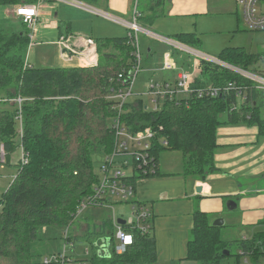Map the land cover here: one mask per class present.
<instances>
[{"label": "trees", "instance_id": "16d2710c", "mask_svg": "<svg viewBox=\"0 0 264 264\" xmlns=\"http://www.w3.org/2000/svg\"><path fill=\"white\" fill-rule=\"evenodd\" d=\"M36 1L0 0V5ZM146 1L152 15H143L139 0L141 26L151 22L162 2ZM21 24L19 31L0 29V96L23 99L21 107L4 101L16 106L12 115L0 111V118L7 120L5 127L0 126L6 134L0 141L4 152L0 163L11 162L17 136L27 159L23 162L19 158L14 180L0 197V264H39L31 253V244L39 239V229L49 225L67 227L73 222L78 204L93 193L99 181L93 169L92 152L108 155L116 146L113 122L118 115L130 132L145 127L155 132L149 149L155 167L150 171L148 166L145 172L135 168L126 177L134 189L139 179L158 174V155L163 149L183 155L185 175L205 176L213 172L216 129L222 123L219 116L223 113L228 123L252 121L261 128L264 126L255 111L257 106L252 107L258 99L264 103V92L251 88L250 82L235 71L205 62L200 66L197 85L226 86L231 82L246 87L241 95L231 89L211 98L191 95L180 102L164 99L159 110H152L142 99L127 100L119 113L116 100L110 99V95L124 84L119 75L126 77L132 72L135 49L129 35L96 38L95 66L37 68L28 66L26 61L27 30L22 21ZM172 39L191 48L196 47L198 40L193 33H180ZM218 58L246 69L253 57L239 48H227ZM13 84L15 95L6 89ZM19 111L22 131L16 128ZM102 224L101 230L90 231L83 239L94 248L105 238V231L114 229L113 221L104 220ZM150 230L145 235L135 233L133 245L123 254H93L92 264H153L156 247ZM219 231L220 227L213 226L206 213H195L185 259L218 264L223 251L230 249ZM259 241L261 245H257V240H237L240 250L235 255L236 263L240 264L245 255L254 259L262 256L264 231Z\"/></svg>", "mask_w": 264, "mask_h": 264}, {"label": "crops", "instance_id": "0c3cea01", "mask_svg": "<svg viewBox=\"0 0 264 264\" xmlns=\"http://www.w3.org/2000/svg\"><path fill=\"white\" fill-rule=\"evenodd\" d=\"M84 1L122 21L132 20L134 0ZM161 1L151 22L144 23L146 26H143L156 34L163 35L162 32H164L167 33V37L173 38L180 33H193L198 38L196 46L199 48L202 45L201 37L204 34H210L207 27H203L200 22H206L207 17H218L225 14H232L233 22L237 24L235 31L237 29L246 30L239 7L234 0ZM147 2L146 0H140V6L144 11L143 15L151 16L150 12L152 9L151 11L147 9L149 5ZM59 4H66L60 7L62 11L59 20L52 18L51 8L46 11V8H49L47 4L40 9V25H38L36 37L39 38L42 44L46 43L45 39L51 37L53 32L56 33L54 40H57L61 33H82L88 30L89 20L94 26L100 20L91 19L88 13L92 16L95 14L84 9L67 3ZM54 16H58L57 11ZM102 18L114 23L109 30L110 32L103 29L96 37L90 36L91 34L89 33L83 34H87L94 39L126 36V33L123 34L126 27L124 24L113 21L110 18ZM153 24H155V30L150 28ZM109 33L110 35L121 36H101ZM148 38L156 40L154 37L148 36ZM156 41L159 42L158 40ZM149 43L146 45L147 62L149 68L153 70V74L154 72L158 73L157 79H151L158 82L172 80L175 73L172 74V77L159 73L163 71L161 69V61L163 54L167 51L165 50L159 60L155 61L151 56L153 53ZM227 48H239L245 53L252 55L253 58L247 64V67L248 65H253L257 58H264V39L258 41L255 48L251 46L248 52L243 46L230 43L226 46L222 45L218 53L220 54L221 51ZM57 49L56 47L55 55L52 56L48 52L52 51V49L41 48V65L43 63H51L50 65H56L57 67H69V63L63 61L60 55L58 57L59 51ZM206 49H209V45L206 46ZM27 63L30 66H35L28 60ZM176 64L179 68L185 67V63L182 60L176 61ZM74 66H77V64L72 63L70 67ZM41 67L55 68L50 66L37 68ZM192 68L190 73H193V77L196 79V77H199L200 69L195 72L194 66ZM257 70L264 73L261 68ZM240 104L241 100L238 101L237 105L240 106ZM255 106H257L255 111H257L259 118L264 121V103L258 99L257 102L252 104V107ZM222 115L223 117L220 119L222 123L216 129V148L213 154L215 170L213 172L205 176L185 175L183 172V155L179 151L168 150L170 155L164 161L158 163V174L141 178L136 183L135 191L138 192L139 199L150 202L153 208L151 216L155 218V222L152 225V236L156 247V259L153 264H158L161 257L172 261L185 259L187 241L193 227L194 215L197 212L206 213L211 223V214H213V219L223 218L225 226L228 224L231 229L239 230V237L236 241L246 238L247 240H257V245L262 244L259 240L264 231V126L261 128L258 122L252 121L228 123V117L225 113ZM198 187L200 188L199 192L196 191ZM229 200L235 203V208H227L226 204ZM230 207H233V204H230ZM174 229L185 231L181 236V239H185V244L176 247L174 241L169 240V236L172 235ZM219 234L222 237L220 232ZM224 238L221 239L225 241L226 238ZM235 247L236 253L239 252L240 249L237 248V245ZM261 251L264 252V246ZM242 258H246L249 264H264V254L256 259L252 258L251 255H245Z\"/></svg>", "mask_w": 264, "mask_h": 264}, {"label": "built area", "instance_id": "2783aa9c", "mask_svg": "<svg viewBox=\"0 0 264 264\" xmlns=\"http://www.w3.org/2000/svg\"><path fill=\"white\" fill-rule=\"evenodd\" d=\"M239 7L241 17L246 29L250 31H263L264 32V0H234ZM49 2L67 3L72 6L78 7L89 11L95 15L110 18L113 21L120 22L124 24L129 29V35L132 38V43L134 46V64L132 66V72L129 76L119 75L123 78V86L121 89H117L110 99L116 100L117 108L119 113L127 101V98L132 95V86L134 78L138 72L141 70V52L139 35L144 33L146 36L154 37L159 42H162L170 47L176 48L181 51H185L188 54L195 56L194 71L200 69L202 62L210 63L218 67H224L231 69L238 73L241 77L248 80L252 86L258 91L264 92V73L250 72L246 69L235 67L229 65L218 57H209L198 50H194L191 47L181 44L180 42L159 34L152 32L150 29L144 28L138 22L141 16L138 6L139 0H134L133 15L131 21H122L116 17L108 15L105 11L96 9L80 0H37L33 3H22L14 7L13 14L18 17L22 23L25 25L27 30L26 35L28 39V49L35 46L36 42V32L39 22H40V9ZM56 47L58 48L60 58L63 61L72 63L75 62L77 66L87 67L95 66L98 63V51L97 44L93 37L77 33H61L56 42ZM173 54L170 52H165L161 61V69L163 71L173 70L174 77L172 80H166L163 82L155 81L150 79L147 84L146 94L152 104V110H159L161 108V101L164 99L176 100L177 102L183 101V99L191 97V95H196V97H217L221 94L231 89H236L238 91V96L241 95V91L245 89V86H238L234 83H229L226 86H207V85H197L196 79L193 77V73L186 71L183 68H179L174 61ZM30 66V65H28ZM9 102H14L21 107L23 99L21 97H16L12 99L5 98ZM19 120V129L22 131L21 123V112L17 115ZM113 127L116 133V146L111 154L104 155V160L101 161L100 165V177L97 185L94 187L92 194L82 198L79 207L77 209V214L89 204H94L102 201V197L108 194H113L120 198H130L135 189L131 184L126 182V177L133 173L134 169L146 171L149 166L150 171H153L155 164L153 163V157L149 154V149L151 148V142L155 136V132L150 127H145L142 130L136 132H130L126 125L121 121L118 115L113 122ZM132 142L137 144L139 149L135 152H128L126 149L127 143ZM166 144V142H164ZM23 147L21 146V160L26 162V155L23 153ZM125 158L119 167L121 158ZM117 166V167H116ZM130 166L131 173L127 174L123 170ZM136 203L133 207L134 218L129 221L125 220L124 224L117 223L116 220H112L114 224V231L111 233H106L104 239L98 243L94 248L93 254L97 255V252H101V255L106 256V251L108 255L110 253L123 254L132 246L135 240V233L145 235L152 228V216L148 209H146L141 202L133 200ZM264 222V217H263ZM63 239L66 244H69L72 249H74L73 243L70 241V232L66 228L63 233ZM244 240L246 238H243ZM39 264H87V260L79 259L75 255H69L66 249L63 248L61 252L52 253L43 256L39 260ZM243 264H248L246 258Z\"/></svg>", "mask_w": 264, "mask_h": 264}, {"label": "rangeland", "instance_id": "374dc122", "mask_svg": "<svg viewBox=\"0 0 264 264\" xmlns=\"http://www.w3.org/2000/svg\"><path fill=\"white\" fill-rule=\"evenodd\" d=\"M83 3H86L89 6L91 3H87L84 0H80ZM49 8H46V11L48 9L51 10L53 16L52 18L59 20L61 17V9L63 5L66 4H59L56 2L53 3H47ZM15 6H6V5H0V29L4 31H19L21 29V20L16 17L13 14ZM58 12V16H54L55 12ZM83 11V10H82ZM45 12V11H44ZM88 13V12H86ZM89 17L91 19H100L96 25H92L91 20H89V27L88 30L82 33L77 34H83V33H89L90 36L96 37L103 29L110 32L109 30L112 28L113 22L109 20L103 19L101 16L94 15L92 16L89 14ZM200 21V20H199ZM200 24L203 27H207L209 35H203L201 37L202 45L201 47H194V50H198L201 53L209 56V57H218V52L221 50L222 45H229L237 44L238 46L241 45L243 48L248 52L249 48L252 46L255 48V45L258 41H262L264 39V32L263 31H250L248 29L246 30H238L235 31L236 23L233 22L232 14H225L220 15L218 17H207L206 22H200ZM155 24H153L150 28L156 29L154 27ZM94 26V27H93ZM244 26V25H243ZM93 27V28H92ZM245 27V26H244ZM152 31V30H151ZM129 29L127 27L124 28L123 34L126 33L129 34ZM153 32V31H152ZM161 32V31H159ZM161 34V33H160ZM162 36L167 37V33L162 32ZM87 35V34H83ZM89 36V35H88ZM101 36H121V35H101ZM123 36V35H122ZM56 37V33L53 32L51 37H48L46 40V43L42 44L38 37H36V42H38V45H35L27 50L26 53V61L30 62L31 64L40 67V66H50L55 67L56 65H50L51 63H43L41 65L42 61V54L41 48L45 47L47 49H52V51H48L50 55H55V42L54 40ZM151 40V41H149ZM48 41V42H47ZM54 41V42H53ZM53 42V44H52ZM150 42V43H149ZM40 43V44H39ZM139 43H140V52H141V70L138 72L134 78L133 86H132V95L127 98L128 102H133L138 99H142L143 104H146L149 108H152V104L149 100V97L146 94V84L149 79L151 78H158V73L154 72L153 70L149 68L148 62H147V44L149 43V46L152 48V58H154L155 61L159 60L163 52L166 50L167 52H170L174 55L175 60L183 61L184 68L186 71H191L194 66L195 59H197L195 56H192L188 54L185 51L178 50L176 48L170 47L168 45H164L162 42H157L154 39L148 38L144 33L139 35ZM254 44V45H253ZM209 45V49H206V46ZM58 50V49H57ZM58 52V51H56ZM59 57V54H58ZM59 59V58H58ZM60 60V59H59ZM257 61L253 65H248L246 70L250 72H256L257 69L261 68L264 70V58H257ZM69 63V62H67ZM75 64V62H72ZM72 63H69L70 66H72ZM57 64V63H56ZM180 65V63H178ZM66 65V66H69ZM65 66V65H63ZM57 67V66H56ZM160 71V70H159ZM175 71L168 70V71H160L159 73L163 75H169L173 76L172 74ZM16 85L13 84L6 89L10 91L11 95H15L16 93ZM1 93V92H0ZM6 97V96H5ZM3 98L0 96V111H5L6 113L12 115L14 113L15 107L9 102H4ZM223 115L221 114L219 116L220 119H222ZM7 120L0 118V126L6 125ZM5 127V126H4ZM16 128L19 129L18 122L16 123ZM0 128V141L2 140V137H4L6 134L2 132ZM16 148L14 152L11 153V162L10 163H0V197L3 193L8 189L9 185L11 184L13 178L15 177L17 173V162L19 161V158H21V146L19 147L20 140L17 136L15 138L14 142ZM127 151L135 152L139 149L137 144L129 142L126 146ZM169 152L167 149H163L159 152L158 155V163L164 161L168 156ZM179 155V154H177ZM4 158V152L2 150V145H0V160ZM92 158V164L94 172L100 177V165L101 161L104 160V155L100 151H94L91 154ZM121 158L120 163L118 164L119 167H122L121 162L125 159L122 156L118 157ZM117 167V166H116ZM125 173H131V168L128 166L123 170ZM138 192H134L133 195L130 198H120L118 196H115L113 194H108L107 196L102 197V201L94 204H89L85 208H83L77 215L76 218L73 220L71 224H69L67 227L65 226H55V225H49V226H43L39 229V239L34 241L31 244V253L34 255V258L36 260H40L43 256L61 252L63 248L66 249L67 254L69 255H75L79 259H85L87 260V264H92L91 260L93 258V252H94V246L89 241L83 240L85 238V235L89 233L90 231H99L101 230L103 226V221H109L112 222V220L116 219H122L129 221L131 218H134L133 215V207L136 203H133V200H137L141 202V204L149 210V212L153 213L152 204L150 202H146V200L142 201L139 199ZM210 216L212 223L216 219H213V214ZM152 224L154 225L155 218L152 216ZM68 229V231L71 233V242L73 243L74 249L71 248L69 244L65 245L63 236L64 232ZM114 229L112 228L111 231H105L104 233L112 232ZM185 231L181 229H174L172 232V235L169 236V240H173L175 246H179L181 244H185V239H181L182 234ZM221 238H226L225 241L229 242V252H231V255L228 256H222L219 258L218 264H237L236 263V239L239 237V230L237 229H231V226H228V224L220 226ZM241 234V232H240ZM224 238V239H225ZM184 240V242H183ZM244 263V258H241L240 264ZM158 264H202L201 262L186 260V259H179V260H166L165 257H161V260L158 261ZM249 264V262H248Z\"/></svg>", "mask_w": 264, "mask_h": 264}, {"label": "water", "instance_id": "95a60500", "mask_svg": "<svg viewBox=\"0 0 264 264\" xmlns=\"http://www.w3.org/2000/svg\"><path fill=\"white\" fill-rule=\"evenodd\" d=\"M196 191L197 192H199L200 191V188L198 187L197 189H196ZM230 204H233V207H230ZM227 208L228 209H233V208H235V203L233 202V201H231V200H229V201H227ZM117 223H119V224H124L125 223V220H122V219H117ZM225 224V220L223 219V218H217L215 221H213V223H212V225L213 226H217V227H220V226H223ZM97 255L98 256H100L101 255V252H97ZM222 255H230L229 254V251L228 250H224L223 251V253H222ZM106 256H108V253H107V251H106Z\"/></svg>", "mask_w": 264, "mask_h": 264}]
</instances>
